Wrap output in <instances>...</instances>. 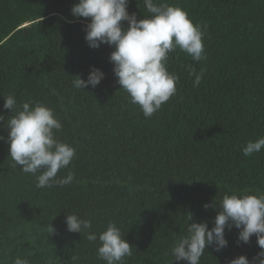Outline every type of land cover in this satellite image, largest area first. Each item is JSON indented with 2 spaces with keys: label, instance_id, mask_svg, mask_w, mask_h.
<instances>
[{
  "label": "trees",
  "instance_id": "obj_1",
  "mask_svg": "<svg viewBox=\"0 0 264 264\" xmlns=\"http://www.w3.org/2000/svg\"><path fill=\"white\" fill-rule=\"evenodd\" d=\"M76 2L0 0L5 127L11 113L3 97L41 102L63 125L58 139L76 150L57 174L72 173L73 181L38 189L35 176L12 168L9 146L0 141V264L16 257L29 264H105L97 258L99 241L66 230L69 214L90 220L97 234L114 222L133 247L123 264H170L190 215L189 223L213 227L216 210L203 205H219L225 194H264V149L242 155L248 141L264 137V0H157L201 26L207 59L194 62L179 49L169 54L177 92L151 118L116 84L113 49L86 44L89 21L70 14ZM127 11L138 20L150 15L143 0H129ZM92 67L104 79L75 89L74 77L86 79ZM202 69L194 87L191 73ZM0 136L7 138L2 124ZM237 235L226 229L228 246L206 248L201 264H229L260 251L255 236L237 246Z\"/></svg>",
  "mask_w": 264,
  "mask_h": 264
},
{
  "label": "clouds",
  "instance_id": "obj_2",
  "mask_svg": "<svg viewBox=\"0 0 264 264\" xmlns=\"http://www.w3.org/2000/svg\"><path fill=\"white\" fill-rule=\"evenodd\" d=\"M149 13L148 18L137 19L136 14L127 11L129 0H77L71 7L74 19L84 18L89 22L85 27L84 40L90 49L102 45L112 48L108 59L113 65L112 72L120 90L127 93L129 102L137 105L145 118H151L162 105L177 92L178 77L168 71L170 53L179 49L200 62L207 59L204 47V31L194 24L180 7L157 0H143ZM127 25L125 27L124 25ZM194 76L193 86L198 87L204 76L202 69ZM73 87L84 90L97 87L104 79V73L90 68L87 78L74 77ZM3 108L11 115L7 119L0 115V124L7 131V138L0 141L8 144V157L12 168L36 177L35 187L52 188L70 184L74 176L57 178L58 172L68 167L74 160L76 150L58 139L62 123L54 110L41 102L17 104L14 95L3 97ZM264 149V137L248 141L242 147V155L251 157ZM207 210H216L213 227L206 222H191L189 216L186 233L180 236L171 248L170 264L180 261L186 264H201L205 250L212 247L220 252L228 246L225 230H238L237 246L248 244L255 236L260 251L251 259L241 255L229 264H264V194H225L219 205L205 204ZM66 230L70 233L83 232L89 242L99 241L97 258L105 264H123L124 258L132 255L129 243L124 239L119 227L109 222L106 229L97 234L91 231L92 223L75 214L65 217ZM48 233L55 229L47 226ZM75 261L78 257H72ZM13 264H29L27 259L16 257Z\"/></svg>",
  "mask_w": 264,
  "mask_h": 264
}]
</instances>
